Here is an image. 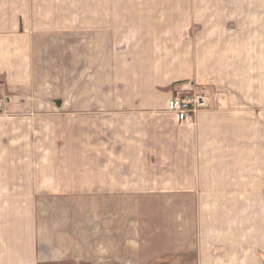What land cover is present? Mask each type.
<instances>
[{"label":"crops","instance_id":"1","mask_svg":"<svg viewBox=\"0 0 264 264\" xmlns=\"http://www.w3.org/2000/svg\"><path fill=\"white\" fill-rule=\"evenodd\" d=\"M212 5L205 73L219 102L180 121L167 102L181 88H163L204 62L156 51L166 15L125 38L118 0H0V208L20 210L8 264H263L264 41L231 56L215 41L225 5ZM141 6L126 14L148 17Z\"/></svg>","mask_w":264,"mask_h":264},{"label":"rangeland","instance_id":"2","mask_svg":"<svg viewBox=\"0 0 264 264\" xmlns=\"http://www.w3.org/2000/svg\"><path fill=\"white\" fill-rule=\"evenodd\" d=\"M174 1L175 0H118V21L120 24L119 32L121 35H124L125 38H127V36H133V26L135 24H141L142 20H146V22H150V25L157 26L159 20L162 21L164 19L163 17L166 15V25L164 27L166 29V33H162L161 37H159L158 34L155 35L157 36L156 38L152 37L160 45L156 51L163 52L166 50L168 60H174L175 53L177 58H179L181 52H184L187 55L193 54V56L194 53H198L196 57H198L199 54L201 56L202 53L201 58L203 59L202 61L204 63L200 64V67H202L203 71H200L197 79L193 77L182 78L180 80L170 82L171 84L163 89H171L172 93H175V88L180 87L183 88V95L200 97V100L203 102L202 107L199 108L200 110L206 109L210 103L212 106H215L219 102L218 94L220 92L217 90L218 88L213 89L211 88L212 86L209 87L210 84L206 81V54L204 49L207 40L210 38L208 26H213L212 19L214 8L212 7V4L220 3V5H222L223 3L225 6L223 5L224 8L222 10L225 9L224 11L226 12L225 17L220 18L225 26L222 27L223 31L216 33L215 41L219 40L218 36L224 38L225 41L230 42V55L239 56L245 55L242 54L244 51H250L249 49H244V47H253L255 42L264 41V32L261 30V27L254 25L255 9L261 6V2L260 0H224V2L222 0H196L198 5H200V9L198 13H196V8H190L185 5L186 3L188 4L189 0H182L181 3L178 2L179 10L177 14L178 16L182 14L183 20L182 22H178L180 17L172 16V14H175ZM133 4H137L138 6L136 5L133 7ZM141 5L146 7L149 14L148 17L144 16L138 18L137 16L133 17L130 13L126 14V12H130L134 8L142 9L143 7ZM162 11L164 12L161 13ZM123 12H125V14ZM206 13L208 14L206 15ZM139 19H141V21ZM131 38H129V40H132ZM121 45L122 44H120V46ZM165 45L166 47L164 49ZM209 98L210 100L215 99V101L212 100L210 102V100H208ZM211 105L210 107H212ZM19 211L20 210H8L0 208V264H8V257L5 255V251L7 249L5 237H7L8 228L11 224L10 222L15 218L17 212ZM35 211L39 212V210ZM43 211L45 210H40V213L43 214ZM22 229L23 227L20 229L19 233L24 232ZM40 234H42V232H40ZM36 242L38 243L37 240ZM19 246L21 249L26 248V246L21 242ZM36 247L37 250L34 251L35 259L37 258L41 261L42 258H45V246L42 248L37 244ZM38 247H41V250H38ZM41 253H44V255H41ZM187 257L188 255L169 254L161 257H153L150 259L148 264H180ZM207 260H210V257L201 256L199 259L200 264H206ZM39 264L45 263L39 262Z\"/></svg>","mask_w":264,"mask_h":264},{"label":"built area","instance_id":"3","mask_svg":"<svg viewBox=\"0 0 264 264\" xmlns=\"http://www.w3.org/2000/svg\"><path fill=\"white\" fill-rule=\"evenodd\" d=\"M183 88H181L179 93L172 95L167 102L168 110L174 113L178 120L185 121L192 116V114L202 107L203 102L200 97L197 96H186L183 95ZM3 103L0 99V107Z\"/></svg>","mask_w":264,"mask_h":264},{"label":"water","instance_id":"4","mask_svg":"<svg viewBox=\"0 0 264 264\" xmlns=\"http://www.w3.org/2000/svg\"><path fill=\"white\" fill-rule=\"evenodd\" d=\"M55 104H56L57 107H60V105H61V101H60L59 99H56V100H55Z\"/></svg>","mask_w":264,"mask_h":264}]
</instances>
